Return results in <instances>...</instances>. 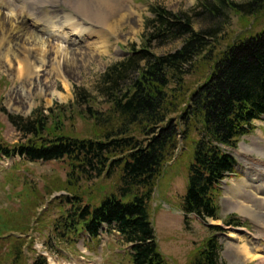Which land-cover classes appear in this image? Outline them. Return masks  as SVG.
<instances>
[{
	"label": "trees",
	"instance_id": "obj_1",
	"mask_svg": "<svg viewBox=\"0 0 264 264\" xmlns=\"http://www.w3.org/2000/svg\"><path fill=\"white\" fill-rule=\"evenodd\" d=\"M208 2L201 15L212 24L200 30L193 24L200 14L152 8L141 50L133 46L131 56L106 71L98 95L76 90L72 105L40 109L28 119L11 117L25 142L12 148L0 142L3 156L63 163L69 169L63 189L69 192L68 209L54 223V237L85 233L95 239L106 224L133 246L131 264H167L149 203L180 139L194 144L181 208L186 217L219 220L220 187L236 165L224 147L236 149L253 132V122L264 117V29L253 33L264 17V0ZM228 13L242 22L238 35L230 33ZM179 42L182 46L172 53H154ZM78 119L89 125L85 135L76 131ZM116 176L120 184L101 199L78 188L80 182ZM7 216H0V252L9 248L7 264H26L28 239L19 236H29V212L11 220ZM220 251L212 236L192 264H219ZM33 264L47 261L38 256Z\"/></svg>",
	"mask_w": 264,
	"mask_h": 264
},
{
	"label": "rangeland",
	"instance_id": "obj_2",
	"mask_svg": "<svg viewBox=\"0 0 264 264\" xmlns=\"http://www.w3.org/2000/svg\"><path fill=\"white\" fill-rule=\"evenodd\" d=\"M29 1L0 0V142L8 148L25 142L22 134L14 128L11 117L28 119L40 109L47 111L57 105H72L75 103L76 90L98 95L106 71L127 59L133 46L136 51L141 50L144 22L152 18V7L192 16L194 13L201 15L208 1L216 2L113 0L112 13L111 9L106 10L114 24V29L110 30L104 26L103 29L101 24L93 20L94 12L81 11L77 0H38L27 11L25 7ZM247 1L231 0L236 4ZM34 14L40 19L37 24L31 18ZM45 19L46 22L49 19L56 23L63 21L57 24V27L63 28L59 27V33L52 34L45 28ZM228 19L231 35H238L243 30L240 18L230 13ZM69 23H78L86 32L72 35L73 30L67 26ZM193 24L196 30H200L212 22L203 14L200 18H194ZM262 29L264 17L258 20L253 33ZM32 33L42 38L44 46H36L34 39L30 38ZM181 46L179 42L157 47L154 53L165 55ZM57 48L62 49V54H57ZM42 50L48 51L47 58L40 55ZM68 61L71 68L66 63ZM27 62L37 66L30 74L22 70ZM75 124L78 134L87 133L88 124L80 119ZM253 126V132L242 137L236 149L224 147L235 159L237 167L235 173L221 185L218 221L186 217L181 209L188 185L189 167L193 161L194 144H186L180 139L176 155L164 167L163 176L157 182L149 203L159 249L167 264H192L199 250L213 235L217 236L222 246L219 264L262 263L264 185L259 183V179L264 177V118L255 121ZM196 139L193 136V140ZM246 170L252 172L251 177L244 175ZM68 173L69 169L63 163L31 164L18 157L5 159L0 155L1 218L9 214L7 217L11 220V216L19 218L16 215L24 214L25 210L29 212V237L21 236L22 239H28L26 264H33L39 255L45 257L48 264H131L127 252L130 246H125L115 231L106 233L107 227L103 228L100 241H92L87 236L79 240L54 237L53 225L68 209L65 198L69 197V192L63 190L67 187ZM119 184L116 176L92 183L80 182L78 188L82 192L93 191L96 198L101 199L104 193H112ZM60 188L62 191L58 190ZM234 204L241 208L247 207L250 213H240L232 208ZM212 226H221V231L216 233L211 229ZM242 245H248L250 253L259 258L252 260L243 255L240 259L233 248ZM8 252L9 248L0 252L3 264H7L5 255Z\"/></svg>",
	"mask_w": 264,
	"mask_h": 264
},
{
	"label": "bare ground",
	"instance_id": "obj_3",
	"mask_svg": "<svg viewBox=\"0 0 264 264\" xmlns=\"http://www.w3.org/2000/svg\"><path fill=\"white\" fill-rule=\"evenodd\" d=\"M77 5L79 7H81V11L82 10H88L89 12H94L93 13V20H96V23L97 24H101L102 25V28L104 26V28L106 29H110V30H113V21H111V17H110V14L106 13L107 11H109L111 9V13H112V4H113V0H77ZM28 7V6H27ZM107 10V11H106ZM57 17V16H56ZM62 18V17H61ZM67 18V16H66ZM58 19V18H57ZM68 19V18H67ZM59 20V19H58ZM65 20V19H64ZM10 21V20H9ZM43 21V20H42ZM71 21V20H70ZM63 22V21H60V23ZM44 23L46 24L45 28L47 27V29H49L51 31L52 34L54 33H59L60 30H58V28L60 27H57L58 25L57 24H60V23H56V21H53V20H47L46 22V19L44 20ZM74 23V22H73ZM70 24V23H69ZM43 25V24H42ZM65 25V24H64ZM67 26H70V28L73 30V34L72 35H81V33L83 34V32L85 33L86 30L85 29H82V27H79V24L76 23V24H70ZM82 26V25H81ZM66 27V25H65ZM42 28V27H41ZM61 28V27H60ZM63 28V27H62ZM61 28V29H62ZM103 28V29H104ZM71 31V30H70ZM107 31V30H106ZM61 33V32H60ZM68 33V32H67ZM66 35V34H64ZM69 35V34H68ZM76 35V36H77ZM70 37V36H69ZM30 38L34 39V42L36 44V46L38 45H43V40L41 37L35 35V34H31ZM33 42V41H32ZM34 44V45H35ZM61 45V44H60ZM44 46V45H43ZM42 46V47H43ZM10 47V46H9ZM64 47V46H63ZM58 49V48H57ZM11 50V49H10ZM45 50V49H44ZM6 51V50H5ZM9 51V50H7ZM48 52V51H46ZM44 52L42 50V54H40L41 56L43 55V58L44 56L47 58V53ZM57 54H62V49H58L57 51ZM11 53V51H10ZM2 56H4L2 53H1ZM8 55V54H7ZM11 55V54H9ZM22 62V61H21ZM68 65V67L71 68V63L68 61L66 62ZM25 68H23L22 70L25 71V72H28V74H30L31 71H34V69L36 70L37 66H34L33 63L31 62H27L26 65L24 66ZM40 68V67H39ZM55 70H57V68H55ZM32 75V74H31ZM26 76V74H25ZM244 175L245 176H249L251 177L252 176V172L250 170H246L244 172ZM254 176V175H253ZM248 183V181L246 182ZM259 183L264 185V177L260 178L259 179ZM253 184V183H252ZM240 185V184H239ZM242 185V184H241ZM249 185V184H248ZM247 185V186H248ZM259 185V184H258ZM236 187V186H235ZM238 187V186H237ZM240 187V186H239ZM251 187V186H250ZM243 188H247L246 186ZM257 188V187H256ZM239 189V188H238ZM264 189V188H263ZM247 190V189H246ZM242 192V190L240 191ZM245 194V193H244ZM254 194V193H253ZM239 195V194H238ZM235 196L233 195L234 197H239V196ZM255 201V200H254ZM257 202V201H256ZM233 209H237L240 211V213L244 214V215H248V212L250 213V209H248L247 207H244V208H241V207H238L237 204H234V206L232 207ZM248 211V212H247ZM250 215V214H249ZM264 226V225H263ZM247 244V243H246ZM260 246V245H259ZM234 251H235V254L241 259L243 255H245L247 258H251L252 260L254 259H258L259 257L258 256H255L254 254L250 253V249L248 248V245H242V246H239V247H235L233 248ZM260 255V254H259ZM261 264H264V258L262 260V263Z\"/></svg>",
	"mask_w": 264,
	"mask_h": 264
}]
</instances>
